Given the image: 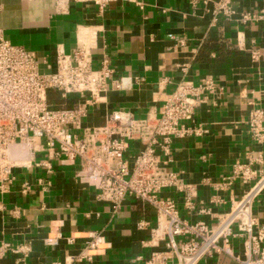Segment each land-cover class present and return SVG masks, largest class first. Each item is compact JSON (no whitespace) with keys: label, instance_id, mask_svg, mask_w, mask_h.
Wrapping results in <instances>:
<instances>
[{"label":"crops","instance_id":"0c3cea01","mask_svg":"<svg viewBox=\"0 0 264 264\" xmlns=\"http://www.w3.org/2000/svg\"><path fill=\"white\" fill-rule=\"evenodd\" d=\"M222 1L119 0L101 13L91 3L69 1L61 10L55 0H0L3 39L33 53L41 73L55 72L57 51L71 55L80 48L89 50L93 70L105 62L113 70L108 92L89 107L82 130L72 132L103 127L117 111L139 119L158 116L181 82L198 86L213 78L221 91L208 95L194 118L195 126L206 132L175 139L170 155L160 154L186 186L183 192L164 190L160 198L175 201L182 219L209 227L216 226L264 175V141L253 139L248 124L252 110L264 111V20H241L246 12L264 10V0H229L235 12L231 17L215 14ZM171 37L184 40L185 46L176 47ZM121 78L130 80L116 89L112 82ZM61 98L59 108L79 104L77 95ZM142 149L140 142H131L126 157ZM26 154V148H20L17 156ZM46 158V153H35L30 166L13 170L16 180L8 192L0 191V249L10 246L0 254V264L71 260L95 233L105 244L91 261L75 264H144L168 253L164 239L156 236L158 214L152 205L129 196L114 211L97 199V190L77 181L79 161L63 165L52 160L49 172L36 166ZM239 166L254 172L247 183L237 175ZM24 183L30 185L26 193ZM188 193L193 209L187 205ZM252 215L262 226L264 190L253 203ZM49 241L56 244L48 245ZM232 243L241 254V241ZM170 256L166 264H177ZM200 264L239 263L216 254Z\"/></svg>","mask_w":264,"mask_h":264},{"label":"built area","instance_id":"2783aa9c","mask_svg":"<svg viewBox=\"0 0 264 264\" xmlns=\"http://www.w3.org/2000/svg\"><path fill=\"white\" fill-rule=\"evenodd\" d=\"M55 1L61 10L67 2L74 1L94 4L102 13L119 0ZM214 12L227 17L235 14L229 0L218 3ZM241 20L245 23L263 21L264 10L246 12ZM171 40L176 42V47L185 46L184 40L175 37ZM106 63L100 70H93L88 49L80 48L71 55L57 51L55 72L41 73L35 55L4 40L0 32V191L8 192L16 180L13 170L30 166L35 153H46L47 158L36 166H45L49 172L52 160L58 159L63 165L79 161L77 181L97 190V199L111 204L114 211L119 210L129 196L157 210L156 236L164 239L168 253L153 256L144 264H166L170 255L175 256L177 264H200L216 254H226L239 264H264V223L259 226L252 215L253 203L264 190V175L214 227L182 219L175 201L160 198L167 189L186 191L183 180L167 169L160 154L170 155L175 139L206 132L201 125L195 126L194 118L208 95L221 91L213 78L203 80L198 86L181 82L167 97L158 116L139 119L130 112L117 111L109 116L103 127L86 129L82 134L72 132V129L82 130L89 107L99 103L101 95L109 90L113 70ZM129 80L121 78L112 84L116 89L125 88ZM51 91L61 93L63 98L77 95L79 104L76 108L55 107L49 102ZM263 122L264 111L252 110L249 130L259 143L264 141ZM131 142H140L143 149L127 158ZM20 148L27 151L22 164L18 163L17 156ZM253 174L249 166H239L237 171L245 183ZM22 188L23 193L28 192L29 183H24ZM191 197L188 193L186 200L193 209ZM234 240L241 241V254L235 253ZM68 242L71 244L74 239L70 237ZM55 244L48 242V245ZM104 244L101 234H92L80 255L52 264L91 261L94 252ZM9 247L2 246L0 254Z\"/></svg>","mask_w":264,"mask_h":264},{"label":"trees","instance_id":"16d2710c","mask_svg":"<svg viewBox=\"0 0 264 264\" xmlns=\"http://www.w3.org/2000/svg\"><path fill=\"white\" fill-rule=\"evenodd\" d=\"M51 94L49 93V102L50 104L54 105L55 107H58L61 105L63 102L61 95L59 93H56L54 97L50 96Z\"/></svg>","mask_w":264,"mask_h":264},{"label":"bare ground","instance_id":"6f19581e","mask_svg":"<svg viewBox=\"0 0 264 264\" xmlns=\"http://www.w3.org/2000/svg\"><path fill=\"white\" fill-rule=\"evenodd\" d=\"M24 162H25V157H24V158H21V159L18 160V163H19V164H22V163H24Z\"/></svg>","mask_w":264,"mask_h":264},{"label":"rangeland","instance_id":"374dc122","mask_svg":"<svg viewBox=\"0 0 264 264\" xmlns=\"http://www.w3.org/2000/svg\"><path fill=\"white\" fill-rule=\"evenodd\" d=\"M62 108V107H61Z\"/></svg>","mask_w":264,"mask_h":264}]
</instances>
